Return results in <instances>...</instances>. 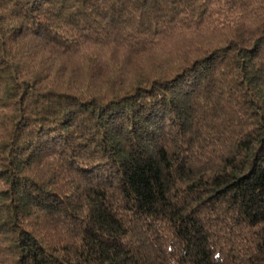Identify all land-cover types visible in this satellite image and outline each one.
I'll use <instances>...</instances> for the list:
<instances>
[{
	"label": "trees",
	"instance_id": "trees-1",
	"mask_svg": "<svg viewBox=\"0 0 264 264\" xmlns=\"http://www.w3.org/2000/svg\"><path fill=\"white\" fill-rule=\"evenodd\" d=\"M0 264H264V0H0Z\"/></svg>",
	"mask_w": 264,
	"mask_h": 264
}]
</instances>
